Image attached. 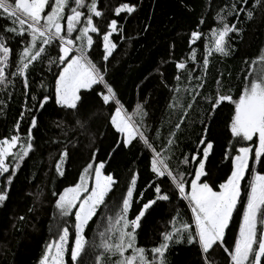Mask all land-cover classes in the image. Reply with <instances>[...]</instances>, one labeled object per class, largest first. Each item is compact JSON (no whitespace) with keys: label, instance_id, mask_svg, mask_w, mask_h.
<instances>
[{"label":"snow or ice","instance_id":"obj_1","mask_svg":"<svg viewBox=\"0 0 264 264\" xmlns=\"http://www.w3.org/2000/svg\"><path fill=\"white\" fill-rule=\"evenodd\" d=\"M177 3L188 13L194 11L189 0H177ZM143 7L144 0H0V18L6 22L0 26V33H3L0 34V86L6 89L13 84L8 78V69L10 63H14L15 70L10 72V76L22 82V94L26 98L30 95V102L25 100L10 135L0 138V207L9 199L11 186L22 163L35 151L34 130L40 127L36 113L45 111L46 105L51 103L60 116L55 121L56 126H66L75 133L67 141H59L64 146L55 161L56 175L66 176L70 158L68 145L76 147L79 136L87 137L85 147L89 148L90 155L78 172V180L60 192L53 190L51 193L57 197L54 207L59 217L74 216V240L70 241L67 226L59 228V238L45 245L39 264H66V255H70L71 264H103L105 253L110 260L115 257L112 264H170L168 254L177 245L194 250L197 257L195 261H182L180 264H220V259L213 255L218 250L223 253V264H264V174L257 171V166L264 168V48L259 50L258 57L253 58V70L244 78L238 98L231 95L230 89L223 91L221 80H216V93L203 96L209 108L200 121L196 148L191 155L185 154L178 159L174 167L170 163L174 156L175 138L189 110L198 103L197 97L202 95L210 57L213 54L228 56L234 50L231 43L233 35L242 37L241 27L237 22H230L229 18L242 23H250L257 14L264 18V0H233L219 8L215 12L216 26L210 29V37L204 36L199 28L206 22L201 16L198 26L186 33L189 54L182 59L172 58L175 42L169 45L168 56L161 64H174L177 86L172 89V101L168 107L179 110L182 115L174 123L162 150H157L146 134L147 112L143 105L136 104L129 114L114 85L106 78V65L118 48L117 39L123 42L134 38L127 33V25ZM207 10L208 6H205V12ZM150 28L151 24L145 23L140 31L147 33ZM92 34L96 36L95 42ZM202 36L205 42L200 62L197 48L193 45ZM12 40L22 45L14 61H10ZM54 43L58 51L50 55L48 50ZM94 43L98 48L102 46L100 58L103 64L91 58ZM45 57L46 71L51 73L52 83H45L42 79L37 90L42 95H38L37 91L31 90L29 69L35 66L34 62H44ZM188 61L192 62L191 65ZM197 64L198 67H193ZM157 71L163 77L162 70ZM180 73H185L189 81L184 88L179 87L185 78ZM161 84L169 87L163 79ZM185 93L189 97L186 102ZM224 103L232 107L230 120L226 123L230 136L222 146L221 162L230 163V174L218 184V190H214L217 185L212 178L214 168L210 167V157L215 150V141L211 138L212 121ZM110 106H114V110ZM105 109L109 113L108 124L119 138L109 145L106 158H98L100 147L90 129ZM25 116L29 118L28 127L26 134L21 136V121ZM156 136L159 138L158 130ZM134 141L141 143L150 153V171L154 179L144 190L136 193L138 173L132 172L126 183V192L119 198L122 203L114 201L109 206L106 198L118 180L112 173H106V165L118 152L134 147ZM189 165L194 167L189 168ZM246 174H250V178L244 202L241 201V182ZM163 178L169 182L167 192L157 182ZM37 187L38 191L29 195L39 199L43 193ZM148 189L154 195L145 200ZM173 196L187 203L191 212L190 222L182 221L177 211L171 218V230L160 233L158 243L151 248L138 246L137 230L142 227L146 214H150L158 202L170 201ZM134 203L139 207L130 218ZM238 204H242V218L233 242L229 243L227 230ZM98 211H101L102 220L107 219V227L104 231L98 230L99 244L95 241L89 244L85 230ZM19 219L24 220V217ZM178 223L179 227L176 226ZM91 256L94 259H90Z\"/></svg>","mask_w":264,"mask_h":264},{"label":"trees","instance_id":"obj_2","mask_svg":"<svg viewBox=\"0 0 264 264\" xmlns=\"http://www.w3.org/2000/svg\"><path fill=\"white\" fill-rule=\"evenodd\" d=\"M233 0H189V6L194 7L192 13L182 9L177 0H155L153 9V0H144V7L137 14L134 20L127 25V33L133 36L131 40L120 42L117 39L118 48L107 62L106 78L114 85L118 97L124 104L129 114L135 109L136 104L143 105L147 112L145 123L147 135L157 150H162L166 146L169 133L173 129L174 123L178 122L182 113L179 110H173L168 107L172 101V89L177 86L174 76L177 74L174 64L169 62L161 64V61L168 56L169 45L175 42L173 59H182L189 54V48L186 44V33L198 26V21L203 16L205 24L200 25L204 36L210 37V29L216 26L214 20L215 12L219 8L232 3ZM103 3L101 2V7ZM205 6H208L205 12ZM154 11V14H153ZM108 14V13H106ZM151 17V19H147ZM174 17V19H170ZM243 17L241 16V21ZM230 22H237L242 29V37L233 35L231 41L233 51L228 56L213 54L210 57V64L207 70L206 83L201 90L202 95L197 97L198 103L189 110L188 116L181 131L177 134L176 146L172 149L174 156L170 161L174 167L183 155H191L196 148V143L201 131V119L204 118L209 104L203 99V96H213L217 91L216 80L220 79L222 90H231V95L238 98L245 82V77L253 70L251 67L253 58L258 57L259 50L264 48V18L257 14L256 19L250 23L235 21L230 17ZM99 23V21H96ZM3 18H0V26L5 25ZM145 23H150L151 28L147 33L140 30ZM137 33L139 36L137 38ZM3 34V33H0ZM94 42L95 34H92ZM18 39V38H17ZM204 39L197 41L193 47L197 48V59L202 62ZM13 53L10 61L16 59V53L22 48L16 40L11 41ZM49 54L55 55L58 51L54 43L49 48ZM102 46H94L91 50V58L94 62L103 64L101 57ZM46 60L44 62H34L35 66L29 69V81L31 90L37 91L39 82L43 79L45 83H52L51 73L46 71ZM191 61L188 64L191 65ZM199 64L193 67H198ZM157 69L162 70L163 77ZM15 70L14 63H10L8 69L9 80L13 81L6 89L0 86V138L9 136L13 126L20 118L22 105L25 100L30 102V95L26 98L22 92V82L10 76V72ZM53 66V71H55ZM183 82L179 87L184 88L189 85L185 73H180ZM147 77V79H145ZM164 80L169 87L165 88L161 84ZM38 95L42 92L37 91ZM185 102L189 97L184 94ZM147 100L145 104L144 101ZM114 110V106H110ZM231 105L224 103L215 114L212 121L211 138L215 141L214 154L210 157V167L214 168L212 178L217 185L214 190H218V184L223 182L230 174V163L221 162L222 146L229 138L230 134L226 130V123L230 120ZM40 127L34 130L35 151L30 153L29 157L22 163L16 178L11 186L9 199L3 207H0V264H39L45 245L57 240L58 230L67 226L70 230V241L74 240V216L60 218L54 207L57 197L51 193L53 190L60 192L64 187L71 186L78 180V172L88 161L90 150L85 147L88 144L86 136L78 137L76 147L68 145L70 158L67 163V172L65 177H59L55 172V161L59 157V152L63 148V143L73 137V133L66 126L57 127L55 121L60 119L54 106L49 103L46 110L37 112ZM109 113L107 109L91 125V133L96 135V143L100 147L98 158H106L105 153L109 145L119 138V134L108 124ZM28 116L21 121L20 134L24 136L28 127ZM159 131V138L156 133ZM57 141V142H53ZM134 147L118 152L106 165V173H112L118 180L113 191L109 193L106 202L109 206L114 201H118L121 195L126 192V183L132 172L138 173V182L136 193L144 190L148 183L154 179L150 171V153L144 146L134 141ZM249 146L251 144L249 143ZM189 168L194 165H189ZM257 171L264 174V168L257 166ZM191 179V176L187 177ZM250 174H246L242 181L241 201L246 202L247 180ZM161 184L162 190L169 191V182L166 178L157 181ZM39 190L43 195L39 199L35 195ZM154 195L151 189L145 192V200ZM137 199L139 197L137 196ZM139 205L133 204L129 217H133ZM32 211H29V209ZM115 209L111 213L114 216ZM179 211L180 219L184 222H190L191 212L187 208V203L178 200L175 196L170 201H160L146 214L147 218L142 220V227L137 230L138 246L151 248L159 242L160 233L171 230V218ZM23 216L24 220L19 217ZM242 218V204L237 205L230 227L227 230L226 239L229 243L233 242L234 235L238 232L239 222ZM179 227V223L176 225ZM107 227V219H101V211L90 221L89 227L85 230L86 239L91 244L93 241L99 244L101 238L99 231H104ZM99 230V231H98ZM91 251V250H90ZM97 252L100 250L97 249ZM214 257L220 259L223 264V253L217 251ZM90 259H94L91 256ZM115 257L112 258L114 260ZM197 259L195 251L189 250L185 245L174 246L169 254L170 264H180L182 261H195ZM66 264H71L70 255L65 257ZM105 253L103 264H112Z\"/></svg>","mask_w":264,"mask_h":264}]
</instances>
